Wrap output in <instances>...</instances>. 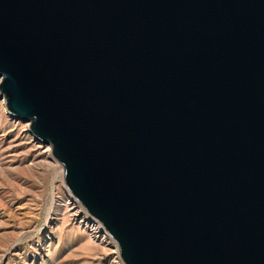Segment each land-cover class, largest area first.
I'll list each match as a JSON object with an SVG mask.
<instances>
[{
    "label": "water",
    "instance_id": "obj_1",
    "mask_svg": "<svg viewBox=\"0 0 264 264\" xmlns=\"http://www.w3.org/2000/svg\"><path fill=\"white\" fill-rule=\"evenodd\" d=\"M0 94L124 264H264V0H0Z\"/></svg>",
    "mask_w": 264,
    "mask_h": 264
},
{
    "label": "rangeland",
    "instance_id": "obj_2",
    "mask_svg": "<svg viewBox=\"0 0 264 264\" xmlns=\"http://www.w3.org/2000/svg\"><path fill=\"white\" fill-rule=\"evenodd\" d=\"M10 116L0 123V264H113L107 248L91 238L69 209L60 207L70 193L62 165L53 156L54 167L37 159L29 138L39 140L30 122ZM25 124L27 136L21 137ZM8 134L24 139L20 149L8 147L7 137L3 140Z\"/></svg>",
    "mask_w": 264,
    "mask_h": 264
},
{
    "label": "bare ground",
    "instance_id": "obj_3",
    "mask_svg": "<svg viewBox=\"0 0 264 264\" xmlns=\"http://www.w3.org/2000/svg\"><path fill=\"white\" fill-rule=\"evenodd\" d=\"M5 115L7 117H11L10 113L7 112L6 110V105H5V101L4 100H0V123L3 121ZM14 120H18V119H14ZM17 121H12L11 124L12 125H17L16 124ZM19 123V122H18ZM14 127V126H13ZM22 128H24L23 132H21V137H26L27 136V130L28 125L25 124ZM4 133V131H2ZM3 140L6 139L7 137V145L8 147H17V149H20V147L23 144H19L18 143L20 141H23L24 139L22 138H17L12 136L11 134L8 135H3ZM26 140V138H25ZM30 142L33 143L34 145H31V148H35L36 150V154L37 155V159L44 160L43 163L48 164L49 166L54 167V165H56V161L52 158V154H51V147L44 145L43 143L37 141L36 143L33 142V140H31L29 138ZM46 144V143H45ZM37 147H36V146ZM34 159H36V157L34 156ZM32 161V162H33ZM42 163V164H43ZM31 165V164H30ZM46 166V165H45ZM60 174L62 173V171L59 169L58 171ZM63 174V173H62ZM66 200L65 201H61V205L60 207H66V209H69V213H71L73 215V217L75 218L76 221H78V223L82 226H84L89 232V235L91 236V238L97 242L99 245L106 247L108 253L106 254L107 257H110V259L112 258V263L113 264H124V262L122 261L120 254H119V249L118 246L116 244L115 241H113L112 237L104 230V228L97 223L96 221H94L95 219H93L89 214H87L82 207L77 203V201L72 197V195H70V193H68V191L66 192ZM62 199V198H61ZM90 216V217H89ZM93 219V220H92ZM84 229V228H83ZM50 238V237H49ZM47 238V240L49 239ZM123 262V263H122Z\"/></svg>",
    "mask_w": 264,
    "mask_h": 264
},
{
    "label": "built area",
    "instance_id": "obj_4",
    "mask_svg": "<svg viewBox=\"0 0 264 264\" xmlns=\"http://www.w3.org/2000/svg\"><path fill=\"white\" fill-rule=\"evenodd\" d=\"M90 217V216H89ZM93 220V219H92ZM94 221H96V220H94ZM97 222V221H96ZM97 223H99V222H97ZM100 224V223H99ZM101 225V224H100ZM102 226V225H101ZM114 241V240H113Z\"/></svg>",
    "mask_w": 264,
    "mask_h": 264
}]
</instances>
